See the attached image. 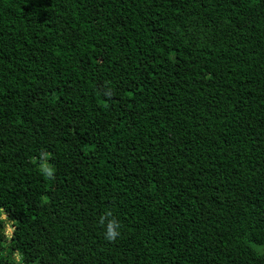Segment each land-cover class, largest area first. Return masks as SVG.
Listing matches in <instances>:
<instances>
[{"label":"trees","instance_id":"trees-1","mask_svg":"<svg viewBox=\"0 0 264 264\" xmlns=\"http://www.w3.org/2000/svg\"><path fill=\"white\" fill-rule=\"evenodd\" d=\"M0 264H264V0H0Z\"/></svg>","mask_w":264,"mask_h":264},{"label":"clouds","instance_id":"clouds-1","mask_svg":"<svg viewBox=\"0 0 264 264\" xmlns=\"http://www.w3.org/2000/svg\"><path fill=\"white\" fill-rule=\"evenodd\" d=\"M50 154L41 153V171L48 178H53L54 169L47 164V157ZM99 223L105 228V239L114 242L120 235V223L113 218V214L109 211L100 217Z\"/></svg>","mask_w":264,"mask_h":264},{"label":"rangeland","instance_id":"rangeland-1","mask_svg":"<svg viewBox=\"0 0 264 264\" xmlns=\"http://www.w3.org/2000/svg\"><path fill=\"white\" fill-rule=\"evenodd\" d=\"M10 232H11V231H10V230H8V231H7V234L9 235V234H10ZM16 259H17V258H16Z\"/></svg>","mask_w":264,"mask_h":264}]
</instances>
